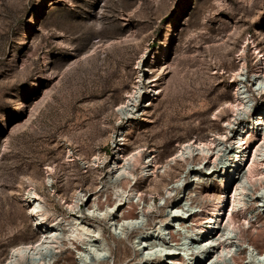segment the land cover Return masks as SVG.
Listing matches in <instances>:
<instances>
[{"label": "rangeland", "instance_id": "rangeland-1", "mask_svg": "<svg viewBox=\"0 0 264 264\" xmlns=\"http://www.w3.org/2000/svg\"><path fill=\"white\" fill-rule=\"evenodd\" d=\"M245 46L247 68L241 78L250 111L239 121L250 119L264 99L255 78L258 60L264 62V0H0V263L13 246L38 238L25 201L34 179L49 216L69 222L80 218L96 231L92 249L100 257L94 251L85 261L86 252L74 245L63 264H126L130 260L129 264H136L140 261L136 250L144 256L153 254L149 264H200L197 226L207 221V209L223 194L225 182L218 175L228 173L235 150L223 153L218 169L211 172L197 170L192 163L188 176L185 168L175 165L163 173L180 144L208 141L233 122L235 113L228 102H237L233 73L242 66ZM142 60L148 71L165 63L168 69L160 81L146 84L141 102L146 110H140L125 131V152L142 146L143 158L153 153L158 169L136 183L143 192L140 204L135 199L132 209L126 203L111 213L116 219L133 213L138 226L114 228L108 221L110 214L88 216V208L116 152L114 134L125 128L127 120L117 109L131 90ZM236 133L233 127L231 135ZM99 153L98 165L84 164V158L92 162ZM248 159L242 167L245 173ZM196 172L206 173L208 180L203 178L198 186ZM49 174L52 182H47ZM182 176L185 194L178 192L177 206L173 195L165 203L162 185ZM157 184L160 195L156 193L151 201L149 191ZM81 190L93 197L82 209L73 210L74 193ZM191 195L200 215L176 216V210L189 209L191 204L180 201ZM254 196H259V220L250 216L254 207L250 202L249 211L236 212L235 246L215 264H237L239 255L246 257L239 264H264L257 260L261 252L243 242L245 237L258 236L264 249V189ZM105 201L104 197V211ZM168 216L172 218L169 226L164 225ZM155 226L156 234L142 233ZM195 226L185 246L186 231ZM139 227L144 229L138 231ZM185 247L191 251L187 253ZM171 249L176 255L166 253L164 262L154 261L162 250ZM52 256L49 250L39 260Z\"/></svg>", "mask_w": 264, "mask_h": 264}, {"label": "bare ground", "instance_id": "bare-ground-1", "mask_svg": "<svg viewBox=\"0 0 264 264\" xmlns=\"http://www.w3.org/2000/svg\"><path fill=\"white\" fill-rule=\"evenodd\" d=\"M246 46L241 52L242 66L237 72L233 73L237 102H228V106L235 113L233 122L226 124V129L213 134L211 139L208 141L200 140L197 142L190 140L186 143L180 144L178 150L170 157V160L166 164L163 173L167 174L173 168L172 165H175L185 168L187 172L185 176H188L192 170L190 167L192 163L198 166L197 170H201L202 172H211L214 168L215 170L218 169L217 162L223 153L227 152L229 148H234L235 150L228 169V173L225 175H218V177H222V184L225 182L224 192L221 194L222 196H218L212 203L210 209H207V221L204 224H201V226L196 225L199 227V232L195 234V243L198 249L197 255H199L201 259L200 264H215V262L218 263L223 260L225 256L231 254L233 247L235 246V240L232 234L237 229V220L234 217L236 212H240L244 209L249 211V207L247 209V206L250 202L252 205H254V207H252L250 216L257 217V220H259L261 214L260 210H258L256 207L259 202V196L255 197L254 195L257 194L261 189H264V99H262L261 105L254 112V114L250 115L251 118L249 116L250 119H242V121H239L242 118L243 113L248 114L247 112L250 111V105L247 99L248 90H245L246 86L243 83V78H241L247 68V62L244 57L246 53ZM255 53H260L257 51L256 47ZM258 61V70L255 71L256 84L261 86L262 93L264 94V62L261 59ZM143 63L144 60L140 61L136 80L131 90L127 93L125 99L118 106L117 110L119 111V114L124 116V119H126L127 122L125 128L122 129V132H117L114 134L113 142L116 152L108 165V170L105 175L106 179L103 185H100L101 187L96 191L92 203L93 205L88 208V211L90 212L88 216L92 215L101 218L104 217V215L110 214L107 216L108 221L114 228L118 225L121 227L126 225V227L130 226L132 228L138 226V217L133 213H129L128 217L124 216L125 214L120 215L117 217V219L112 217L111 213L115 212V209L126 203H128V207L132 209L135 199H137L140 204V202L143 200V192L137 186H135L136 183L144 176L154 174L158 169L157 157L151 153L150 155L143 158L145 148H142V146L135 147L131 152H125L127 147L126 145H128V139L125 137L124 133L131 127L132 122L135 121L137 115L140 114V110H146L145 106H141V102L146 97V90L148 89L146 84L148 82L157 83L160 81L163 77V74L168 69V66L165 63L162 66L156 67L155 70L150 69L148 71L145 69ZM154 95H156V93ZM47 98L48 96H46L39 105L44 104ZM233 127L237 128V133L231 135ZM248 138L256 141L251 143L249 142ZM247 157L249 159L251 158V162L249 165L246 163L247 166H245L246 168L248 167V172L246 171L245 173L242 167L244 165V160ZM83 161L87 167L96 166L101 162V153L93 158L92 162L91 160L89 161L85 158ZM207 166L211 167L209 168ZM50 170L48 169L49 172ZM216 172L217 171H214V173ZM206 176V173L202 175L196 172L193 176L195 178L194 182L197 181L196 184L199 186L201 185V182H203V178L204 180H208ZM183 177L184 176L170 185H162V190H164L165 195H162L161 199L165 200V203L167 199L173 195L174 201L172 203L173 205L177 206L178 203H176V199L178 192L179 195L182 193V191H184L183 194H185V190L187 189L184 183L180 184ZM227 180L228 182H226ZM52 181L53 177L51 174H49L47 182ZM133 182H135V184H133ZM30 185L31 189L28 191L25 201L29 203L30 215L36 228L39 230L38 238L32 242L20 243L13 246L5 260L0 264H63L62 262L69 255L70 247L74 245L75 249H82L86 252L84 255H82L85 261H88L90 253L94 251L96 255L100 257L101 253L97 252L95 249H92L94 240L92 237L96 231L90 226L83 224L80 218H76L72 222H69L59 216L55 218L53 216H49V209L47 208L46 202L37 189V182L34 179H30ZM229 188L230 193L227 195ZM251 188H254L253 193L251 194L252 199H250L251 201H248L246 196H249L248 193L249 190H252ZM156 193L160 195L158 184L149 191L151 201L154 200ZM87 194L88 193H83L82 190L74 193V204L71 205V209H82V204L84 202H89L93 197V195ZM104 197L106 198V211H104L105 209L102 207V200ZM183 200H186L189 205H191L189 206L188 210H185L184 208H182V210H176V216L180 215L181 218L186 219L188 217L191 218L196 213H201L200 211L195 210L196 206L192 205L194 203V197L192 195L188 196L186 199L183 198L180 203ZM175 206L173 208H175ZM183 210H185V212H183ZM102 212L104 213L102 214ZM84 216H86V214ZM248 219L249 218L246 217L245 222L253 227V222ZM165 220L167 221L164 225L169 226L171 224L172 218L168 216ZM165 220H160V222L164 223ZM181 222V225H183L186 221L183 220ZM196 226L187 229L186 235L184 236L186 240L185 246L188 245L187 236L191 235L195 228H197ZM136 229L139 231L143 230L144 228L139 227ZM157 232H159L158 226L151 228L149 227L142 231V233L152 235L156 234ZM263 233L264 230L261 232V234ZM179 235L182 236V233ZM242 237V234H240V238ZM243 242L248 244L250 247L259 250L261 253H259V258L257 260L258 262H264V249L260 246V239L258 236L249 237L248 239L245 237ZM120 243L125 244L124 239H120ZM153 247L154 246H151L150 248L152 249ZM117 248L118 247L116 244V250H118ZM185 248L186 249L184 250L187 253L191 251H189L191 247ZM49 250H53V256L49 259L44 258L39 260V258ZM135 252L136 256L140 259V261L136 262V264H149V262L153 263V254L149 253L147 254V257L144 256L143 253L140 254L138 250ZM166 253L176 255L175 250H162L161 254H159L161 259H155L154 261L157 262L160 260L164 262L166 260ZM244 253L246 254V251H244ZM238 258L239 260L237 264L241 262V259H245L246 257L244 256L243 258L241 255H239ZM175 259L178 260V258ZM130 262L131 260L126 264H129ZM102 263H105V261H102Z\"/></svg>", "mask_w": 264, "mask_h": 264}, {"label": "water", "instance_id": "water-1", "mask_svg": "<svg viewBox=\"0 0 264 264\" xmlns=\"http://www.w3.org/2000/svg\"><path fill=\"white\" fill-rule=\"evenodd\" d=\"M200 237H202V236H200Z\"/></svg>", "mask_w": 264, "mask_h": 264}]
</instances>
